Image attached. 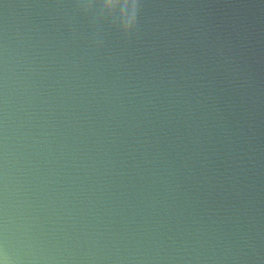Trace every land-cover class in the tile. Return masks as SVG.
Segmentation results:
<instances>
[{"label":"water","instance_id":"obj_1","mask_svg":"<svg viewBox=\"0 0 264 264\" xmlns=\"http://www.w3.org/2000/svg\"><path fill=\"white\" fill-rule=\"evenodd\" d=\"M118 3L0 0V264H264V0Z\"/></svg>","mask_w":264,"mask_h":264},{"label":"clouds","instance_id":"obj_2","mask_svg":"<svg viewBox=\"0 0 264 264\" xmlns=\"http://www.w3.org/2000/svg\"><path fill=\"white\" fill-rule=\"evenodd\" d=\"M78 8L84 13H92L94 9L99 10L101 17L118 20V27L124 35L133 33L137 26V4L136 12L131 20L120 16V5L118 0H100L97 4L94 0H76Z\"/></svg>","mask_w":264,"mask_h":264}]
</instances>
